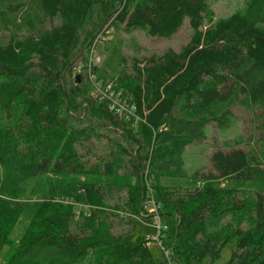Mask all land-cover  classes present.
Returning <instances> with one entry per match:
<instances>
[{
	"label": "trees",
	"instance_id": "16d2710c",
	"mask_svg": "<svg viewBox=\"0 0 264 264\" xmlns=\"http://www.w3.org/2000/svg\"><path fill=\"white\" fill-rule=\"evenodd\" d=\"M117 1L119 8L115 0H0V111L7 120L0 121V248L20 217L15 202L21 184L50 170L83 171L77 144L96 133L72 125L84 115L122 136L136 170L147 169L155 199L176 218L172 251L152 256L149 238L114 234L110 215L100 210L91 209L75 230L74 206L61 210L48 199L13 253L14 264H198L207 256L217 258L228 242L226 264H264V192L243 197L233 187L184 188L158 181L186 176L184 148L204 141L210 123L229 126L235 105L259 109L264 145V0H243L240 8L217 19L206 0ZM102 19L115 31L139 30L165 39L187 19L192 33L179 50L120 55L119 66L125 67L99 76L98 64L76 61ZM79 65V73L88 77L81 83L72 77ZM74 73L75 79L80 76ZM91 74L96 76L92 82L111 83L139 118L131 110L110 109V98L94 95ZM239 144L217 147L208 171L193 176L246 182L264 173V150ZM104 167L105 174L112 173L111 163ZM80 188L84 202L103 209L102 188L87 183ZM138 193L143 196L139 188L130 196L137 204ZM135 205L128 207L135 210Z\"/></svg>",
	"mask_w": 264,
	"mask_h": 264
},
{
	"label": "rangeland",
	"instance_id": "374dc122",
	"mask_svg": "<svg viewBox=\"0 0 264 264\" xmlns=\"http://www.w3.org/2000/svg\"><path fill=\"white\" fill-rule=\"evenodd\" d=\"M206 1L213 11V19L225 17L240 8L243 4V0ZM119 7L120 2L118 3L115 0L114 8ZM203 25V28L207 26L206 24ZM99 26V31L102 34L94 47L95 53L99 57L96 72L99 76L104 74L108 77L115 75L118 73V70L125 67L123 64L119 66L120 55L127 58L139 50L141 51L140 56L160 54L167 48L179 50L188 42L192 33L187 19H185L174 35L167 39L150 37L139 30L130 33H125L122 30L115 31L110 24H107L106 19H102ZM89 46L86 48V51H84L85 49L82 51V56L76 61V64L82 63L83 58L87 54L88 57L90 56L89 54L94 55V53L90 52ZM74 70L72 77L76 82L87 81L88 77L83 73H77L80 76L75 79L77 75L74 73ZM90 76L91 92L95 95L96 89L92 81H95L96 76L93 74ZM82 109L85 112L87 107L84 105ZM232 114L229 126L220 129L214 123H210L204 129L206 134L204 141L188 145L184 148L182 158L186 176H161L158 180L159 184L161 186L184 188L201 187L207 184L217 187H233L238 189L243 197H248L257 190L264 192V173H257L253 180L246 182L203 179L193 176V173L197 170L201 172L208 171L211 152L217 147L221 148L222 145L228 142L234 143L240 140L239 145L247 150H253L254 148L258 149V151L264 150V148H258L262 146L260 139L263 136L260 129L259 109L255 108L254 111L252 109L245 110L235 105L232 108ZM0 121L2 123L7 122L5 114L1 111ZM72 125L77 128H84V131L89 127L96 132L89 140L77 144V151L83 171L81 173H55L50 170L20 185L19 198L15 202V205L17 206L18 203L21 208L20 217L7 243L0 248V264H14L13 253L19 244L24 241L28 225L38 210L39 205L48 199L55 202L61 210L68 208L71 211V207L74 206L75 213L74 215L72 214L74 216L72 228L75 230L81 229L82 220L86 218L85 216L89 215L91 209L100 210V213H107V216L110 215V221L113 226L112 232L114 234H121L128 239H135L139 234L144 235L145 238H149L148 242L152 256H165L167 251H172L175 240L174 229L176 218L174 215H171V211L168 208L163 207L160 203L157 214L151 210L152 200L154 199L156 203L158 201L155 199L156 195L150 183L149 173L144 166L139 168L138 171L136 170L137 168L133 164L130 155L124 150L125 148H130V146L123 137L115 132L99 128L84 115H81L77 121H73ZM113 149L114 153H111ZM106 162L112 165L111 174H105L104 166ZM96 169V173L90 172ZM84 183L90 184L94 188H102L105 194V206L103 209H97L98 206H92L84 202L86 197L82 195L83 192L80 188ZM56 187H60L61 191L56 192ZM135 188H139L143 192V196H140L138 193L140 197V199L138 198V204L134 198L130 197ZM130 204L133 206L136 204L135 210L129 209L128 206ZM137 207L139 209H136ZM137 210L139 211L136 213ZM96 214L98 215L97 211ZM158 223L165 227L163 231L158 230ZM87 237L89 238L90 235H87ZM231 248L232 242H228L222 248L217 258L212 260L207 256L198 264H226L231 253ZM86 258H90V255H87Z\"/></svg>",
	"mask_w": 264,
	"mask_h": 264
},
{
	"label": "built area",
	"instance_id": "2783aa9c",
	"mask_svg": "<svg viewBox=\"0 0 264 264\" xmlns=\"http://www.w3.org/2000/svg\"><path fill=\"white\" fill-rule=\"evenodd\" d=\"M100 32L101 31L98 32V34L95 36V38L91 42V45L89 46L90 52L94 53V55L89 54L90 56L88 57V54H87L85 56V58H87V60H88V66H90V64H92V65L98 64V62H99L98 61L99 57L95 53L94 47L98 43V38H100V35L102 34ZM81 66L82 65H79L78 68L75 69V71H77L79 73L80 69H81L80 68ZM92 84L95 85V89H96L97 93L99 95H101V97L108 98V99L110 98L112 100L111 104L109 106L110 109L114 108V109H116L117 112H121V111L126 110V109L127 110H131V111H133V116L135 118H139V116H137L134 113V105H132V104L128 105L126 102L122 103V101H121L122 99L120 97V92L113 90L111 83L107 82L106 84L103 85L102 83H99V82L98 83L92 82ZM150 191H151V193H153L152 190H150ZM152 202H153V204H152L151 210L153 211V213L157 214L158 209H159V202L156 203L154 199L152 200ZM157 228H158V230H161V231H163L165 229V227H163L159 223L157 225ZM168 254H169V251H167L165 255L168 256Z\"/></svg>",
	"mask_w": 264,
	"mask_h": 264
}]
</instances>
